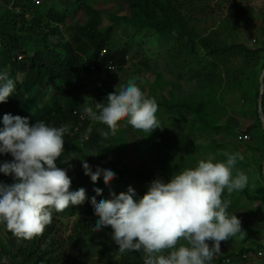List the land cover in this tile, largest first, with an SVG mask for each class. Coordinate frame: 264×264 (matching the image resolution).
<instances>
[{
  "label": "trees",
  "instance_id": "16d2710c",
  "mask_svg": "<svg viewBox=\"0 0 264 264\" xmlns=\"http://www.w3.org/2000/svg\"><path fill=\"white\" fill-rule=\"evenodd\" d=\"M50 1L52 5H48ZM57 1L44 0L41 5L47 10L42 12L41 5L33 0H0V224H5L6 233L15 239L18 258L11 250L5 253L10 255L11 264H81L95 252L104 254V250L120 244L122 236L113 222L130 228L138 242L167 240L176 231L197 230L215 253L213 242L219 223L242 197L251 192L261 196L264 192V188L245 180L254 164L260 170L264 186V133L258 138L254 132L263 125L258 109L260 85L254 75V67L263 56L261 48L230 43L233 35L244 31L239 18L252 10L253 0H223L226 15L222 17H217L215 10H207L204 4L207 0H126V14L114 18L134 32L156 30L166 44L171 41L178 47L175 52L168 49L176 74L182 81H197L200 88L194 89L190 96L176 95L169 88V93L163 92L160 103L175 117L190 118L197 124L196 130L234 133L232 126L218 120L225 111L220 103L225 92L218 97L215 83L227 81V85L241 90L245 102L256 113V120L244 132L258 140L263 149L251 147L252 163L243 162L237 155L223 157L217 163L221 170L235 173L233 190L217 191L216 187L208 186L204 192L189 194L137 170L112 168L108 175L132 173L140 182L139 197L127 211L116 192L104 188L99 176L92 181L80 179L71 191L61 194V179L47 174L40 178L43 181L50 178L49 196L55 197L56 204L53 210L45 205L35 211L30 206L41 193L29 179L20 178L21 169L33 165L44 168L49 161L71 166L70 154L82 158L92 152L105 157L100 128H107L100 111L115 104L114 96L136 98L130 90H114L110 97V90L99 87L94 99L84 92L82 86L92 93L99 64L115 67L102 72L109 76L124 66L130 42L118 44L116 49L108 48L116 44L110 38L113 26L100 28V12L89 0H67L71 7L57 5ZM82 9L90 16V22L73 23ZM203 23L205 27L201 28ZM38 28L44 32L42 37L35 36ZM63 29L70 33V38ZM256 35L258 40L264 39V15ZM51 38L56 39L49 41ZM25 41L34 46L33 52L24 49ZM103 49L106 53L102 56ZM19 55L23 57L19 59ZM238 58V64L223 67ZM97 104L101 108L95 109ZM91 108L100 118L96 125L89 113ZM36 138L42 139V143L37 144L40 148L33 153L31 146L35 148ZM117 151L120 149L116 148ZM171 166L173 162L168 159L164 169L169 171ZM184 167L181 164L178 168ZM61 215L79 216L71 233L65 236L58 230ZM121 243H126L125 239ZM137 246L146 247L128 242V259L142 264ZM238 253L246 259L251 254L260 259L264 256V245L244 247ZM224 258L206 254L198 258L197 264H222Z\"/></svg>",
  "mask_w": 264,
  "mask_h": 264
},
{
  "label": "rangeland",
  "instance_id": "374dc122",
  "mask_svg": "<svg viewBox=\"0 0 264 264\" xmlns=\"http://www.w3.org/2000/svg\"><path fill=\"white\" fill-rule=\"evenodd\" d=\"M37 1L33 0L36 5L45 3L44 0ZM89 1V4L100 12V28L104 30L113 26L110 38L111 42L116 44L108 48L116 49L118 44L130 43L126 62L122 68L115 70V75L109 76L101 70H96L95 81L91 86L92 93L86 87L82 86V89L93 99L97 97L99 87L110 90L108 92L110 97L114 90H130L136 98L130 100L114 96L115 104L108 106V109L105 108L104 113L100 111L99 115L103 116L107 123V125L105 123L107 129L100 128V144L105 157H99L92 152L82 158L70 154L68 158L71 166H59L49 161L44 168L33 165L28 170L39 176L57 175L63 182L59 187L61 194L71 191L80 179L92 181L99 176L104 188L116 192L123 209L127 211L133 207L134 201L139 197L140 182L132 173H124L119 177L108 175L110 174L108 171L112 168L137 170L189 194L204 192L208 186L216 187L217 191L233 190L235 173L221 170L217 163L223 157L231 155H237L243 162L252 163L254 156L251 147L263 149V145L258 143V140L251 139L250 134L244 132L256 120V113L245 102L241 90L227 85V81L215 83L218 87V97L225 92L223 97L221 95L222 102H220L225 107V111H222L218 120L221 124L232 126L234 133L196 130L197 124L190 118L175 117L160 103L164 99L163 92L169 93V88L176 95L188 96L194 89L200 88L197 81H182L176 74L169 50L175 52L178 47H175L171 41H167L166 44L156 30L143 29L134 32L126 28L122 22H117L114 18L123 16L127 12L126 0ZM57 2V5L71 7V3L68 4L67 0ZM223 2V0H207L204 4L208 11L215 10L217 17H222L226 15ZM52 4L51 1L48 3V5ZM250 5L252 10L247 14H241L239 18L244 31H238V34L233 35L230 43L244 44L253 49L261 48L260 56L263 57L254 67L256 84L260 85L264 68V44L261 45V42L264 39L258 40L256 31L263 22L264 0H253ZM40 10L45 12L47 7L41 5ZM75 16L76 20L73 23L84 25L90 22V16L85 9L80 10ZM203 27L205 23L201 25V28ZM43 33L42 29L38 28L35 36L39 37ZM63 33L70 38V33L66 29H63ZM55 39L51 38L49 41ZM22 46L27 51L33 52L34 46L31 47L30 41H25ZM199 51L203 52L201 48ZM238 62L239 58L223 64V67L227 69L231 64ZM223 77L228 79L225 72ZM7 82L10 84V79ZM226 85L229 87H225ZM226 89L228 90L225 91ZM138 98L150 99V102L142 103ZM87 105L85 103L84 107ZM89 113L93 116L96 125L100 119L98 113L93 108L89 109ZM254 132L258 138H261L264 124L261 129L258 128ZM241 136H249V138L242 140ZM34 141L35 148L31 146L33 153L39 150L37 144L42 143V139L36 138ZM116 148L120 149L119 153L118 151L115 153ZM168 159L173 162L169 171L164 169ZM181 164H185V167L179 169ZM245 180L249 184L256 183L258 187L264 188L257 165L253 164L252 169L245 174ZM55 204L54 196L53 198L48 196L46 200L39 195L30 208L37 211L47 205L53 210ZM101 219L105 220V218ZM78 220L79 216H59V233L62 236L70 234ZM113 224L121 233V241L125 239L126 243L120 241L117 247L104 250V254L95 252L91 259L83 260L81 264H107L104 256L108 258L110 264H137L128 259V250H130L128 242L133 246L136 244L146 246H137L142 264H197L198 258L206 254H211L214 258L225 257L222 264H264V256L259 259L251 254L246 259L244 255L238 253L244 247L255 248L264 245V192L261 196L251 192L246 197H242L239 204L228 212L227 218L219 223L213 242L215 253L208 248L202 233L197 230H179L172 233L167 240L154 239L149 243L145 240L138 242L137 238L134 239V233L130 228L123 224L114 222ZM14 240L6 233V225L0 224V263L11 264L10 255L5 254L7 250H11L18 258Z\"/></svg>",
  "mask_w": 264,
  "mask_h": 264
},
{
  "label": "built area",
  "instance_id": "2783aa9c",
  "mask_svg": "<svg viewBox=\"0 0 264 264\" xmlns=\"http://www.w3.org/2000/svg\"><path fill=\"white\" fill-rule=\"evenodd\" d=\"M103 53H105V50H103ZM22 56H19V58H21ZM112 67V66H111ZM98 108H101V105L97 106ZM102 113H104V110H101ZM249 136H241L240 139H248ZM25 177H29L31 180V182L34 184V186L40 191V193L42 195H44L46 197V199L48 200V193H49V188H50V180L47 179L46 181H43L37 174H35V172L33 171H27V172H23L21 174V178H25Z\"/></svg>",
  "mask_w": 264,
  "mask_h": 264
},
{
  "label": "water",
  "instance_id": "95a60500",
  "mask_svg": "<svg viewBox=\"0 0 264 264\" xmlns=\"http://www.w3.org/2000/svg\"><path fill=\"white\" fill-rule=\"evenodd\" d=\"M263 99H264V68H263V72L260 78V94H259V100H258L259 114L264 124ZM263 174H264V164H263Z\"/></svg>",
  "mask_w": 264,
  "mask_h": 264
},
{
  "label": "clouds",
  "instance_id": "9594fccd",
  "mask_svg": "<svg viewBox=\"0 0 264 264\" xmlns=\"http://www.w3.org/2000/svg\"><path fill=\"white\" fill-rule=\"evenodd\" d=\"M35 1H37V0H35ZM38 2V1H37ZM103 50H105V53H106V49H103ZM103 50H102V53H101V55L103 56L105 53H103ZM19 56H22L23 57V55H19ZM18 56V57H19ZM21 57V58H22ZM21 58H19V59H21ZM99 66H100V70H101V72H104L107 68L108 69H115V67H110V66H108V65H103V64H99ZM28 169H30V168H22L21 169V171L19 172L20 174H19V176H20V178H21V174L23 173V172H27V171H30V170H28ZM39 176V175H38ZM40 177V176H39ZM25 178H27V179H29V180H31L29 177H25ZM25 178H21V179H25ZM47 179H49L50 180V178H46V180ZM40 195H42V194H40ZM43 197H45L44 195H42ZM48 196H49V193H48ZM45 199H46V197H45ZM47 200V199H46Z\"/></svg>",
  "mask_w": 264,
  "mask_h": 264
}]
</instances>
